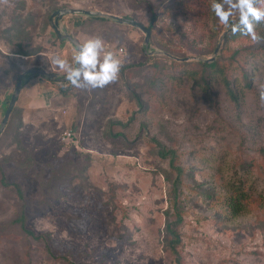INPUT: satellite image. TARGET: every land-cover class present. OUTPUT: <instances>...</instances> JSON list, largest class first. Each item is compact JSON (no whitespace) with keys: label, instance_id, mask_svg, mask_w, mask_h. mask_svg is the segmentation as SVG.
<instances>
[{"label":"rangeland","instance_id":"374dc122","mask_svg":"<svg viewBox=\"0 0 264 264\" xmlns=\"http://www.w3.org/2000/svg\"><path fill=\"white\" fill-rule=\"evenodd\" d=\"M212 3L0 5V124L22 73L44 69L62 78L54 60L73 62L74 46L50 23L54 12H100L151 29L146 47V34L129 23L87 14L59 20L60 31L79 44L102 37L123 66L116 83L96 90L25 77L15 116L0 136V173L21 186L27 228L49 233L51 251L13 222L22 202L0 175V264H264V43L241 34L227 39L232 26L219 22ZM212 57L225 75L210 71L202 81L193 59ZM68 130L73 140L63 143ZM161 149L175 151L183 170L177 254L166 232L175 220L176 174ZM236 182L251 203L234 216Z\"/></svg>","mask_w":264,"mask_h":264},{"label":"clouds","instance_id":"9594fccd","mask_svg":"<svg viewBox=\"0 0 264 264\" xmlns=\"http://www.w3.org/2000/svg\"><path fill=\"white\" fill-rule=\"evenodd\" d=\"M9 4V0H0V5ZM211 9L219 22L232 26L233 32L243 29L253 43H264V36L257 26L264 24V0H213ZM238 14V23L232 18ZM72 63L66 58H56L54 64L64 72L66 81L74 88L82 90L103 89L116 83L120 78L122 60L106 47L100 36H90L82 44L73 48ZM260 100L264 103V88L260 91Z\"/></svg>","mask_w":264,"mask_h":264},{"label":"trees","instance_id":"16d2710c","mask_svg":"<svg viewBox=\"0 0 264 264\" xmlns=\"http://www.w3.org/2000/svg\"><path fill=\"white\" fill-rule=\"evenodd\" d=\"M96 18V17H95ZM97 19H101L104 20V18H97ZM155 16L152 17V22H155ZM238 23V22H237ZM259 26V30L258 33L262 36H264V30H262L264 28V24L258 25ZM241 34L243 36V29L241 28L238 31H230L229 34L227 35V39L231 38L233 36H237ZM198 64L202 67L201 69V80L204 81L205 77L208 76L209 72H220L223 73L225 75V70L221 65H219L218 61H213L211 63H206V62H201L198 61ZM224 83L226 85V89H227V93L229 94V96L236 100V94L234 93L233 89L231 88L230 82L229 80H227L226 78L224 79ZM67 89H62L61 93L65 94ZM13 94V93H12ZM12 94L9 96V99L7 101V104L9 105V102L11 100V96ZM4 112H6L7 107ZM16 109L17 106L15 105L12 114L9 118L8 123L11 122V119L15 116L16 113ZM7 123V125H8ZM160 156L163 159H169L170 160V165L171 168L174 170L175 174H176V179L173 182V187H174V196H173V208L175 210V220H173L172 222L168 223V225L166 226V232H167V237L169 238V246L170 249L177 254V248L180 246L181 243V237H180V232L178 231L182 221H183V210L182 207L180 206V202H179V196H180V192L178 191L177 193V189L181 186L182 184V175H183V170L181 167H178L176 165V159H177V153L175 151L172 150H165V149H161L159 151ZM1 175V184L5 187H13L14 190L16 191L21 203V207H20V212L18 214V216L13 220V222L15 224H18L24 231L25 233L37 240V241H42L45 244V247L48 251H51V242H50V234L46 233V234H37L34 231L30 230L27 228V223H26V212H25V205L23 203L24 201V196H23V191L20 185L15 184V183H8L6 181V178L4 176L3 173H0ZM230 191L232 193H230V202H229V207L231 208V212L234 216H237L240 214V212H242L245 207L247 205H249L251 203L250 198L248 196V194L246 193L244 187H243V183L240 182H236L233 183L232 186L230 187ZM178 264L180 263V259H178Z\"/></svg>","mask_w":264,"mask_h":264},{"label":"water","instance_id":"95a60500","mask_svg":"<svg viewBox=\"0 0 264 264\" xmlns=\"http://www.w3.org/2000/svg\"><path fill=\"white\" fill-rule=\"evenodd\" d=\"M70 14H87L89 16H105V17H108V18H111V19H115L121 23H129V24H132L138 28H140L145 34H146V39H145V46L148 47V44H149V39H150V36H151V29L144 26L142 23H139L135 20H130V19H123V18H120V17H117V16H114V15H110V14H103V13H100V12H91V11H81V10H74V9H64V10H59V11H56L52 14L51 18H50V23L54 29V31L57 33V35L59 36L60 40L63 41V40H67L69 41L74 47L79 44L74 38L72 35L68 34V33H62L59 29V20H61L64 16L66 15H70ZM230 31L232 30H229L227 31L225 34L229 33ZM220 46V45H219ZM219 46L216 48L215 50V56L218 52V49H219ZM193 60H197V61H201V62H206V63H211L215 60V57H212L210 59H207V60H202V59H199V58H195ZM26 76H40V77H45L49 80H57V81H60V82H67L65 77H62V78H59L58 75H55V74H50L49 72H47L46 70L44 69H31L25 73H22L19 77V80L17 82V85L14 89V92L11 96V100L9 102V105L7 107V110L5 112V115L3 117V120L0 124V136L2 134V132L4 131L5 129V126L6 124L8 123L9 121V118L12 114V111L17 103V100H18V97L20 95V92L22 90V87H23V84H24V80H25V77Z\"/></svg>","mask_w":264,"mask_h":264},{"label":"built area","instance_id":"2783aa9c","mask_svg":"<svg viewBox=\"0 0 264 264\" xmlns=\"http://www.w3.org/2000/svg\"><path fill=\"white\" fill-rule=\"evenodd\" d=\"M74 133L71 130L65 131L62 135L63 143H68L73 140Z\"/></svg>","mask_w":264,"mask_h":264}]
</instances>
